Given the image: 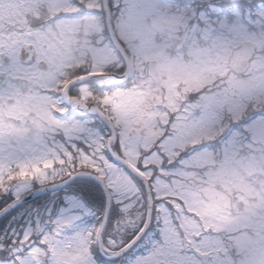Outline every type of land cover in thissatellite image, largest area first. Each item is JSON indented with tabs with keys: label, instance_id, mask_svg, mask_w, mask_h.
<instances>
[{
	"label": "clouds",
	"instance_id": "9594fccd",
	"mask_svg": "<svg viewBox=\"0 0 264 264\" xmlns=\"http://www.w3.org/2000/svg\"><path fill=\"white\" fill-rule=\"evenodd\" d=\"M89 2L45 5L0 46V144L54 161L0 192L86 178L126 187V211L115 231L41 216L32 264H264V0Z\"/></svg>",
	"mask_w": 264,
	"mask_h": 264
},
{
	"label": "snow or ice",
	"instance_id": "6c2138e0",
	"mask_svg": "<svg viewBox=\"0 0 264 264\" xmlns=\"http://www.w3.org/2000/svg\"><path fill=\"white\" fill-rule=\"evenodd\" d=\"M63 111V109H57ZM23 154V155H22ZM63 164V160L60 161ZM87 157L84 158L83 166H87ZM15 164V168L11 167ZM54 164L51 156L44 152H37L31 144L22 145L18 149L5 148L0 144V189H3V176L7 174L8 179H15L18 175L21 179L35 178L41 183L49 182V178L44 171L52 168ZM30 184H23L17 191L12 201L0 208V264H32V258L38 250L25 252L23 241L29 239L34 231L44 232L47 226L42 220L25 222L24 227L17 232L13 228L18 213V205L21 204V192L30 190ZM90 188V181L86 178L74 180L69 185L70 192L65 197V207L60 210V214L55 216L57 225L64 227H75L79 224L80 216L74 215L76 211L88 212V207L83 196L87 195ZM49 217H52L49 215ZM51 223V220L49 221ZM7 225V230H5ZM11 233V235H9ZM96 260L99 264H116L115 260L106 259L105 256L97 254Z\"/></svg>",
	"mask_w": 264,
	"mask_h": 264
},
{
	"label": "rangeland",
	"instance_id": "374dc122",
	"mask_svg": "<svg viewBox=\"0 0 264 264\" xmlns=\"http://www.w3.org/2000/svg\"><path fill=\"white\" fill-rule=\"evenodd\" d=\"M101 3V0H91L88 3L89 8H97L98 5ZM65 4V0H0V46H3L8 43H12L16 38L22 37L25 34L24 25L28 23V21L32 18H38L40 14V9L45 5H58L62 6ZM65 11H72L70 7L64 8ZM29 27H31L29 25ZM95 28L94 24L89 25V31ZM133 32L135 31L134 26L131 29ZM58 40L62 45L65 46H72L79 43L76 33L73 31H69V34L63 38L57 37L55 38ZM0 50H3L0 47ZM99 60L101 62H106V58L101 53L99 54ZM95 139L94 136L91 137ZM11 167L15 168V164H12ZM4 180L3 189H7V174L2 177ZM27 179V178H26ZM19 186L16 190H20ZM111 192V196L114 199L113 203V210L115 212H119L120 215H117V219L115 221L108 220L107 225L111 226L113 230H118L121 227V217L125 213L126 209L124 208L125 203V196L121 193H126L127 188L122 186L120 192H114L112 189H109ZM15 192V193H16ZM30 192L23 191L21 192L22 197L25 196L26 193ZM70 192V189H65L61 192L52 194L50 197L46 196L40 199L36 204L32 206H26L21 209H18V213L15 217V223L13 224V228L17 232H19L23 227L25 222L30 221H37L41 219V216L48 217L49 215L58 216L60 214V210L65 207V197ZM89 193L88 197L84 193H82L87 199H96L97 203L92 204L95 206L96 209L99 211L101 210L100 207L102 205V211L104 206L106 205V199L100 189L90 181V188L87 191ZM14 193V195H15ZM0 208H3L6 204L10 203L13 197H7L0 192ZM46 202L47 206L42 207V204ZM91 210L90 213L88 212H80L76 211L74 215L80 216L79 223L84 220L85 217H89L92 219V222L99 225L102 222L99 218L100 212L92 209L88 206ZM39 213V214H38ZM5 230H7V225H5ZM11 235V233H9Z\"/></svg>",
	"mask_w": 264,
	"mask_h": 264
},
{
	"label": "water",
	"instance_id": "95a60500",
	"mask_svg": "<svg viewBox=\"0 0 264 264\" xmlns=\"http://www.w3.org/2000/svg\"><path fill=\"white\" fill-rule=\"evenodd\" d=\"M103 2L105 3V8L107 7V0H103ZM22 55H23V51H22ZM104 195H105V198H106V205H105V209H104V213H103V218H102V222L103 224L106 225L107 221H108V218H109V215H110V212H111V208H112V196L108 190V188H105V190L103 191ZM25 204L31 202L32 200L38 198V197H35V198H27L25 197ZM24 204V205H25Z\"/></svg>",
	"mask_w": 264,
	"mask_h": 264
},
{
	"label": "trees",
	"instance_id": "16d2710c",
	"mask_svg": "<svg viewBox=\"0 0 264 264\" xmlns=\"http://www.w3.org/2000/svg\"><path fill=\"white\" fill-rule=\"evenodd\" d=\"M101 191V190H100ZM102 192V191H101ZM103 193V192H102ZM79 195H81V196H83L84 197V199H85V201H86V203L88 204V205H90V206H92V204H94V203H97V201H96V199H91V198H89V199H87V197H88V195H89V193L87 192V197H85L82 193H79ZM38 202V201H37ZM94 202V203H93ZM36 203V202H35ZM100 213H102V205H101V210H100ZM116 215H120V213L119 212H115L114 213V215H113V217H112V220L113 221H115V219H117V216Z\"/></svg>",
	"mask_w": 264,
	"mask_h": 264
},
{
	"label": "flooded vegetation",
	"instance_id": "af4514ba",
	"mask_svg": "<svg viewBox=\"0 0 264 264\" xmlns=\"http://www.w3.org/2000/svg\"><path fill=\"white\" fill-rule=\"evenodd\" d=\"M89 9H93V8H89ZM55 193H58V192H53L52 194H55ZM51 194V195H52ZM43 198V197H42ZM41 198H39V199H37V200H34V201H32V202H30L29 204H28V206H32V205H34V204H36L37 203V201H39ZM36 202V203H35ZM0 203H1V198H0Z\"/></svg>",
	"mask_w": 264,
	"mask_h": 264
}]
</instances>
